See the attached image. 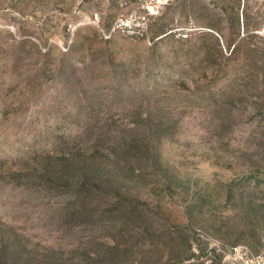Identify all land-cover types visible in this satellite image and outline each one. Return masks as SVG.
Masks as SVG:
<instances>
[{
    "label": "rangeland",
    "instance_id": "obj_1",
    "mask_svg": "<svg viewBox=\"0 0 264 264\" xmlns=\"http://www.w3.org/2000/svg\"><path fill=\"white\" fill-rule=\"evenodd\" d=\"M0 264H264V0H0Z\"/></svg>",
    "mask_w": 264,
    "mask_h": 264
},
{
    "label": "built area",
    "instance_id": "obj_2",
    "mask_svg": "<svg viewBox=\"0 0 264 264\" xmlns=\"http://www.w3.org/2000/svg\"><path fill=\"white\" fill-rule=\"evenodd\" d=\"M93 21L97 24L101 36L106 39L111 38L113 33L121 28H125V27L132 28L133 25L138 24L141 25L143 29L146 31L148 25L147 15L139 16V18L137 19V23H135V18L132 17H118L113 21V23L109 28H105L99 23L100 21L99 13L94 14Z\"/></svg>",
    "mask_w": 264,
    "mask_h": 264
}]
</instances>
